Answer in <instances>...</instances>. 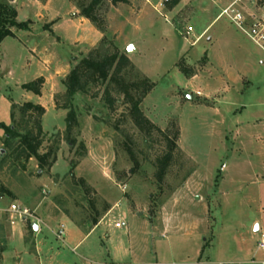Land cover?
<instances>
[{"label":"rangeland","instance_id":"1","mask_svg":"<svg viewBox=\"0 0 264 264\" xmlns=\"http://www.w3.org/2000/svg\"><path fill=\"white\" fill-rule=\"evenodd\" d=\"M169 1L0 0L28 22L0 44V123L12 125L13 112L21 133H35L19 108L40 105L38 154L48 155L42 169L17 158L18 141L8 147L0 129V205L26 206L41 228L3 226L0 264H264V51L226 18L213 22L220 0ZM92 2L96 24L80 15ZM78 32L84 39L72 44ZM19 39L39 50L41 85ZM101 46L128 58V82L154 84L139 108L163 135L140 131L105 86L68 98L63 80ZM31 82L38 96L22 88ZM69 103L76 120L67 129ZM166 137L177 150L158 179Z\"/></svg>","mask_w":264,"mask_h":264},{"label":"trees","instance_id":"2","mask_svg":"<svg viewBox=\"0 0 264 264\" xmlns=\"http://www.w3.org/2000/svg\"><path fill=\"white\" fill-rule=\"evenodd\" d=\"M179 2L180 0H170L169 7H176ZM96 4V2H92L87 7H83L80 10V15L93 24H96ZM16 17L17 14L14 10L7 6L0 5V44L5 38L13 37V33L11 32L12 28L25 31L28 30V22H18ZM129 66L130 62L125 55L119 54L118 52L110 53L108 50H103L101 46L91 52L88 57L83 58L65 77L63 84L65 86L66 95L72 100L79 94H86L91 85L105 86L107 102L110 105H113L115 102V100H112L111 98V92L123 96L124 102L129 106L131 120L140 131L148 136L154 131L163 135L156 126L151 124L145 118L139 108L143 99L155 86L147 79L138 83L136 82V84L134 82H128L125 73ZM178 69L186 78L192 76L189 68L178 65ZM37 81L41 85L43 80L38 79ZM34 84V82H31L23 85L22 88L26 92H31L38 96L40 91L38 88L33 87ZM66 109L69 110L65 118L67 129H69L71 124L76 120V114L70 103ZM19 112L22 116V123H24L27 118L34 121V129L32 128V130L36 132L26 131V133H21L19 128L23 124H16V118L12 112L10 114L12 125L0 123V129L3 131L5 137V144L12 148L10 143L13 140H17L18 142L13 149V154L19 152L17 158L22 156L27 159L35 158L38 162L39 168L42 169L44 166L48 165V155L39 156L38 154V149L42 144L40 120L44 115L45 110L40 105L27 102L19 108ZM165 139L167 141V152L156 160V177H158V179H161L165 175L168 167L173 161L174 153L177 150V145L173 140H169L167 137ZM54 161L55 159L51 161L49 166L52 165ZM92 224L96 226L98 221L95 219Z\"/></svg>","mask_w":264,"mask_h":264},{"label":"built area","instance_id":"3","mask_svg":"<svg viewBox=\"0 0 264 264\" xmlns=\"http://www.w3.org/2000/svg\"><path fill=\"white\" fill-rule=\"evenodd\" d=\"M148 3L164 5L167 0H147ZM247 9L248 14L245 12ZM226 18L247 36L257 47L264 51V0H230L220 10L216 20ZM38 222L35 213L26 206L16 202L0 205V229L3 226L13 227L16 223L30 224L33 227ZM116 228H124V222L115 223ZM64 226L56 232V238L64 239ZM257 249L264 251V240L257 242Z\"/></svg>","mask_w":264,"mask_h":264},{"label":"crops","instance_id":"4","mask_svg":"<svg viewBox=\"0 0 264 264\" xmlns=\"http://www.w3.org/2000/svg\"><path fill=\"white\" fill-rule=\"evenodd\" d=\"M220 3H222L223 4V7L228 3V0H220ZM218 16V15H217ZM217 16H216V18H217ZM216 18L214 19V21L213 22H215L216 21ZM74 22H79L80 24H81V22L78 20V21H75V20H71V23H74ZM207 30H208V27L207 28H205L202 32H201V34L199 35V36H202V35H205L206 34V32H207ZM34 33H30V34H28L27 36H31V35H33ZM78 35H79V39L80 40H78V39H73V41L71 42L72 44H75V43H78V41H81V39H84V34L82 33V32H78ZM12 38H15L16 39V37H15V35L13 34V37ZM83 41V40H82ZM213 41V39L211 38V37H209V38H207V42H209V43H211ZM18 42H19V44L20 45H22V48H23V50H24V52H26V54L27 55H29V59L27 60V64L25 65V68H28V69H32V79H38V78H42V77H45L46 75L45 74H43V70L41 69L40 70V68H37L38 66H37V61H36V57H34V54L36 53V51H39L38 49H36L34 46L33 47H30V46H28V45H25L24 43H23V41H21L20 39L18 40ZM55 57H57V56H55ZM74 57V56H73ZM52 61L53 62H55V60H53L51 57H50V62L52 63ZM66 67H69V65H66ZM44 71H48L47 69H45ZM17 224H15L13 227H11L10 229H11V232L12 233H14V231H13V228L16 226ZM23 226H24V224H23ZM16 230V229H15ZM33 231L35 232V234L37 235L38 233H40L41 232V228L40 227H37V226H34L33 227ZM74 249V248H73ZM51 260H52V256H51Z\"/></svg>","mask_w":264,"mask_h":264}]
</instances>
